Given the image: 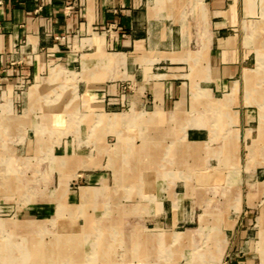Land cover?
<instances>
[{"label":"rangeland","instance_id":"obj_1","mask_svg":"<svg viewBox=\"0 0 264 264\" xmlns=\"http://www.w3.org/2000/svg\"><path fill=\"white\" fill-rule=\"evenodd\" d=\"M251 3L253 70L218 92L199 147L175 125L148 140L130 72L83 92L61 48L35 81L0 72V264H264V0Z\"/></svg>","mask_w":264,"mask_h":264},{"label":"crops","instance_id":"obj_2","mask_svg":"<svg viewBox=\"0 0 264 264\" xmlns=\"http://www.w3.org/2000/svg\"><path fill=\"white\" fill-rule=\"evenodd\" d=\"M252 10L251 0H0V72L7 68L20 84L35 81L50 59L43 54L57 48L72 70L82 68L83 92L106 88L108 75L117 91V77L130 72L141 94L132 119L175 125L174 139L199 147L218 92L253 70L247 65L255 56L239 30ZM20 56L24 62L13 65ZM158 131L148 140L172 138Z\"/></svg>","mask_w":264,"mask_h":264},{"label":"bare ground","instance_id":"obj_3","mask_svg":"<svg viewBox=\"0 0 264 264\" xmlns=\"http://www.w3.org/2000/svg\"><path fill=\"white\" fill-rule=\"evenodd\" d=\"M70 242V241H69ZM65 244V243H64ZM4 259V258H3ZM32 259V258H31ZM1 260V259H0ZM30 260V259H29ZM5 261H6V259H5ZM33 261V260H32ZM40 262V261H39Z\"/></svg>","mask_w":264,"mask_h":264}]
</instances>
